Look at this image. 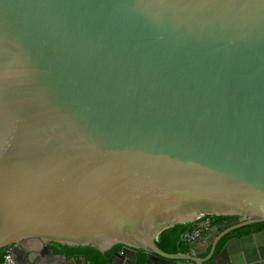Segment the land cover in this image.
<instances>
[{"label": "water", "instance_id": "95a60500", "mask_svg": "<svg viewBox=\"0 0 264 264\" xmlns=\"http://www.w3.org/2000/svg\"><path fill=\"white\" fill-rule=\"evenodd\" d=\"M203 215L230 218L173 253ZM255 222L264 0H0V249L16 264H264V230L215 247Z\"/></svg>", "mask_w": 264, "mask_h": 264}, {"label": "trees", "instance_id": "16d2710c", "mask_svg": "<svg viewBox=\"0 0 264 264\" xmlns=\"http://www.w3.org/2000/svg\"><path fill=\"white\" fill-rule=\"evenodd\" d=\"M228 217L229 216H222V215H203L201 217V219L203 220V219L209 218L211 220V223H215L217 221L227 219ZM193 228H195V223H193V222H187L181 227V229L178 231V233H177V235L173 241V245H172V252L173 253L183 252L185 250L184 243H185L186 239L184 238L183 234L186 233L188 230L193 229ZM261 228H264V222H255V223H251V224L241 226L238 229V231L236 232V234L241 235L244 233H250L253 231H257ZM48 246L52 248L53 252H56L55 246H53L50 243L48 244ZM219 247H220V245L217 247L216 250H218ZM6 249H8V248L4 247V248L0 249V254H3V252ZM81 254H84V253H81Z\"/></svg>", "mask_w": 264, "mask_h": 264}, {"label": "flooded vegetation", "instance_id": "af4514ba", "mask_svg": "<svg viewBox=\"0 0 264 264\" xmlns=\"http://www.w3.org/2000/svg\"><path fill=\"white\" fill-rule=\"evenodd\" d=\"M229 218H230V216H229L227 219H229ZM227 219L220 220V221H217V222H215V223H211V220H210L209 218H207V220L209 221L208 225H207V226L200 227V229H199L198 234H197L196 237H198V236H205V235H206V229L209 228V226L214 225V224H217V223H220V222H224V221H226ZM201 220H202V219H201ZM203 220H205V219H203ZM195 228H196V224H195ZM239 228H240V227H239ZM239 228L233 229V230H231V231L225 233L224 235H222V236L220 237V239H219V240L217 241V243H216V246H215L216 249H217V247H218L219 245L221 246V244H222L226 239H228V238H232V237H240V236H244V235H248V234L251 235V234H254V233L258 232V231L264 230V228H261V229H259V230H257V231H253V232H250V233H244V234H241V235H237L236 232L238 231ZM191 230H192V229H190V230H188V231H191ZM188 231H187V232H188ZM196 237H194V238H196ZM194 238H192V239H194ZM47 247H48V249H49V252L57 253V252H53V250H52L51 247H49V246H47ZM219 248H220V247H219ZM219 248H218V250H219ZM216 251H217V250H216ZM216 251H215V252H216ZM66 255H68V256H77L78 259H79V264H83V263H84V261H83V257L85 258V260L87 261V263L92 264V263H90L89 260L86 259L85 254H81V253H73V254H66ZM109 257H111V261H112L114 264H124V263H125V260L127 259L126 257H124V256L121 254V251H120V252L111 251V252L109 253V255L106 257L105 261H106ZM105 261H104V262H105ZM99 264H103V263H99Z\"/></svg>", "mask_w": 264, "mask_h": 264}, {"label": "built area", "instance_id": "2783aa9c", "mask_svg": "<svg viewBox=\"0 0 264 264\" xmlns=\"http://www.w3.org/2000/svg\"><path fill=\"white\" fill-rule=\"evenodd\" d=\"M199 229H200V228H193L191 231H188V232L184 233V234H183L184 238H185L186 240H189V239H192V238L196 237L197 234H198ZM2 255H4V259H2V260L0 261V264H16V263L12 260V258H11V256H10L9 249H6V250L3 252Z\"/></svg>", "mask_w": 264, "mask_h": 264}]
</instances>
